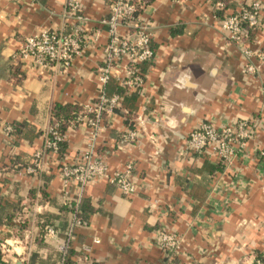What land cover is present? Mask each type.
<instances>
[{
	"label": "crops",
	"instance_id": "0c3cea01",
	"mask_svg": "<svg viewBox=\"0 0 264 264\" xmlns=\"http://www.w3.org/2000/svg\"><path fill=\"white\" fill-rule=\"evenodd\" d=\"M82 1L89 45L65 70L18 57L27 37L68 32L65 0H0V264H56V245L74 216L65 206L60 167L87 149L85 124L66 131V150L45 155L38 174L24 168L43 150L53 107H84L102 88L97 76L111 0ZM147 1L142 16L151 22L155 55L143 67L145 84L137 91L110 82L108 95H121L120 107L104 116L97 145L110 172L135 165L138 191L125 196L107 180L86 187L85 224L74 229L67 264H250L264 257V64L261 74L248 75L219 20L255 0H231L222 11L217 0ZM257 1L261 27L248 46L264 53V0ZM140 115L155 121L139 144H122ZM239 120L254 126L232 166L188 153L189 134L200 124ZM47 225L59 232L54 243L44 242ZM161 230L181 236L179 252L159 247Z\"/></svg>",
	"mask_w": 264,
	"mask_h": 264
},
{
	"label": "built area",
	"instance_id": "2783aa9c",
	"mask_svg": "<svg viewBox=\"0 0 264 264\" xmlns=\"http://www.w3.org/2000/svg\"><path fill=\"white\" fill-rule=\"evenodd\" d=\"M178 3L180 0H170ZM227 0H217L218 10H224ZM141 0H111L110 12L103 21L108 33V43L105 48L106 58L99 69L98 81L102 88L96 100L76 113L70 128L85 124L89 129L87 149L80 160L74 163L63 162L60 167L63 184V196L66 203L71 202L72 187H76V205L84 195L88 185L97 180H107L115 185L125 196H133L138 191L135 165L127 163L123 171L110 172L107 164L97 156V145L104 130V116L113 113L120 107L121 95H108L107 87L112 81H117L123 90H137L145 84L144 66L152 62L155 52L152 47V25L149 20L138 12ZM82 0H65V15L71 20L67 33L44 30L37 35L27 37L18 53L22 60L31 59L37 66L50 68L61 65L69 69L76 58L81 57L89 45V36L85 34V24L89 20L83 13ZM262 4L251 1L246 5L219 20L220 31L231 43L237 45L244 60V70L248 75L261 74V64H264V53L249 48L250 34L261 27ZM258 59L260 65L254 60ZM264 94V78L262 82ZM155 120L146 116L135 118V127L122 133V144H139L146 125ZM249 120H239L236 123H226L216 126L212 122H204L197 126L188 137L187 149L191 155H206L216 157L228 167L232 166L240 153L246 147V142L252 137L254 124ZM11 132V127L5 128ZM66 142V134L58 130V125L49 127L43 150L36 153L31 163L24 170L28 174H38L43 170V157L59 153L60 143ZM264 162V151L259 154ZM85 222L79 217L73 219L65 233V238L56 245L59 260L56 264H67L71 244L74 239V229ZM58 230L47 225L44 231V242L54 243ZM98 242V240H96ZM159 247L169 253L181 250V236L164 230L159 232ZM250 264H264V257H255Z\"/></svg>",
	"mask_w": 264,
	"mask_h": 264
},
{
	"label": "trees",
	"instance_id": "16d2710c",
	"mask_svg": "<svg viewBox=\"0 0 264 264\" xmlns=\"http://www.w3.org/2000/svg\"><path fill=\"white\" fill-rule=\"evenodd\" d=\"M231 0H227L226 3ZM147 0H141L138 5V12L142 11ZM19 57V56H18ZM83 107H75L72 105L60 106L56 105L51 111V126L58 125V130L60 133L65 134L66 131L71 127V123L75 120V114L82 111ZM66 150V142L60 143L59 152H64ZM82 201L76 205V202L66 203L65 206L74 214V216L82 219L83 213L81 211Z\"/></svg>",
	"mask_w": 264,
	"mask_h": 264
}]
</instances>
